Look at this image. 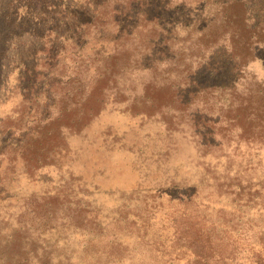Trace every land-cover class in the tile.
I'll use <instances>...</instances> for the list:
<instances>
[{
    "label": "rangeland",
    "instance_id": "374dc122",
    "mask_svg": "<svg viewBox=\"0 0 264 264\" xmlns=\"http://www.w3.org/2000/svg\"><path fill=\"white\" fill-rule=\"evenodd\" d=\"M35 1L0 0V264H264V12L234 69L219 0H61L51 61Z\"/></svg>",
    "mask_w": 264,
    "mask_h": 264
},
{
    "label": "trees",
    "instance_id": "16d2710c",
    "mask_svg": "<svg viewBox=\"0 0 264 264\" xmlns=\"http://www.w3.org/2000/svg\"><path fill=\"white\" fill-rule=\"evenodd\" d=\"M61 2V0H36L33 3L34 10L31 8V12H33V18L36 20L34 24L36 26V32H34V34L40 41H42V45L40 47L33 49V56L37 55L38 53H47V59L51 58L50 60L52 61L57 57L58 54L64 51V48L54 46V43L58 39L64 38L62 40L63 42H70V40H72V37H70V35L68 34L70 30H74V32H80L82 30V32H80V35H84V28H86L87 24L89 23L87 21H84L80 17V15H76L73 12L67 13L66 9L63 10L60 14V16H63V14H65V16L59 21V23L57 22V20L53 21V16L48 17V15H44L41 19L38 17V13L36 10L41 9L45 11V9H48L49 12L52 11L50 13H54L55 7L59 6ZM216 4L219 7V9L217 10V14L219 15V18L221 20L219 23L221 25H226L229 27V33L226 37V40L229 42V46L225 50L226 56L224 61H229V59L233 60L234 69H241V67H244L247 63V52H249V46H251V32H253L256 27V25L252 26L251 23H246L245 14L247 10L250 9L254 4V8H256V10L264 12V0H219ZM151 9L153 10L152 6L149 10ZM19 17L20 19H22L21 16ZM18 23H20V20ZM82 26L83 29L80 30ZM72 44L77 45V42ZM211 59L213 62L210 65L209 63H206L204 67H210L211 73L216 74L214 77L223 76L222 71L226 70L227 67L224 66L223 63L215 61L216 58H214V56H212ZM224 63L226 64V62ZM12 64L13 65L10 70L21 67L22 69L25 68L23 73L32 71V74H34L35 76L38 75V73L36 72L37 64L31 65L29 68L23 67L18 62H16V64ZM51 64L52 63L50 62L45 63L49 73L52 71L51 68L56 65V63L54 65ZM4 68H6V65H3L2 60H0V79L2 80V84L8 77V73L3 72ZM2 72L4 73L3 76L1 75ZM196 75L197 73H194V78L196 77ZM194 78H191V80H194ZM204 81L205 82L202 88H208V86L212 84L207 80ZM48 198L49 202L45 200L46 206L43 209V213H41V218L43 220H47L51 215H53V211L56 208V204L54 201L59 200V195L54 194L52 196H49ZM47 206L50 207L51 211L47 209ZM15 246L19 248L20 244L15 243ZM20 262V258H13V256L10 257L9 264H20ZM24 262H26V260Z\"/></svg>",
    "mask_w": 264,
    "mask_h": 264
}]
</instances>
